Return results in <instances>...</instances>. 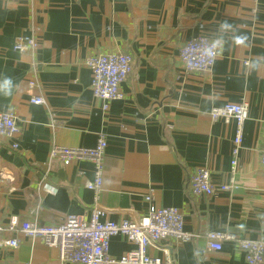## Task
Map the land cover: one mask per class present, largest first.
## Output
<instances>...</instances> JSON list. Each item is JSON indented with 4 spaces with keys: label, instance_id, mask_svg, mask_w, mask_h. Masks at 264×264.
Returning a JSON list of instances; mask_svg holds the SVG:
<instances>
[{
    "label": "crops",
    "instance_id": "1",
    "mask_svg": "<svg viewBox=\"0 0 264 264\" xmlns=\"http://www.w3.org/2000/svg\"><path fill=\"white\" fill-rule=\"evenodd\" d=\"M199 33L216 42L218 56L206 72H185L179 49ZM21 35L35 36L38 48L14 50ZM113 52L131 54L133 69L120 84L123 97L104 110L85 60ZM31 94L45 103H30ZM242 101L248 117L236 187L192 194L188 180L197 167L207 168L214 184L228 181L235 122L212 120L209 111ZM8 110L20 131L16 150L0 136V225L11 215L42 225L87 215L92 164L63 165L49 153L53 146L92 147L101 132L103 219L139 218L150 204L176 207L184 229L197 234L148 245L151 256L170 249L171 264H247L234 242L215 250L203 232L264 239V0H0V111ZM1 235L18 245L0 246V264H77L60 262L39 239ZM133 247L116 234L109 255Z\"/></svg>",
    "mask_w": 264,
    "mask_h": 264
},
{
    "label": "built area",
    "instance_id": "2",
    "mask_svg": "<svg viewBox=\"0 0 264 264\" xmlns=\"http://www.w3.org/2000/svg\"><path fill=\"white\" fill-rule=\"evenodd\" d=\"M16 51L38 48V40L33 35L18 36L12 47ZM218 56L216 42L203 33H199L183 44L179 49V59L185 72H206ZM247 64V61L244 62ZM85 64L91 72V91L95 98L102 101V108H108V102L121 99L123 93L120 84L133 69V57L126 52L93 54L86 58ZM33 86V82L29 83ZM29 102L44 104L42 95L31 94ZM212 120L232 119L235 131L230 150L231 160L228 181L214 184L205 167H197L188 180V186L194 195H213L216 191L231 190L236 187L238 152L242 142L243 126L248 117V103L226 102L214 106L209 111ZM20 131L17 115L8 110L0 111V136L12 140L10 147L17 149L15 138ZM107 142L103 133H99L92 147L53 146L50 160L58 159L63 165L73 160H87L92 164L93 177L85 180L84 185L92 194V203L88 214H67L54 225H42L36 221L21 220L17 215L9 216L5 225H0V246L17 247L16 237L3 238L2 231L21 233L30 239H39L45 246L57 250L60 262L77 264H171V258L165 251L162 257L147 253V246L157 242H188L197 234L184 229L183 214L176 207H157L150 204L145 214L139 218H127L120 221L103 219L105 210L100 204L103 185L104 155ZM260 163L264 177V150L260 152ZM48 190H52L48 186ZM150 202L151 194L145 195ZM116 234L124 236L133 249L118 258L109 255L110 237ZM209 248L220 250L222 242H234L242 251L247 264H264V239L237 237L228 231H206L202 234Z\"/></svg>",
    "mask_w": 264,
    "mask_h": 264
},
{
    "label": "water",
    "instance_id": "3",
    "mask_svg": "<svg viewBox=\"0 0 264 264\" xmlns=\"http://www.w3.org/2000/svg\"><path fill=\"white\" fill-rule=\"evenodd\" d=\"M169 257L172 259V251L169 249Z\"/></svg>",
    "mask_w": 264,
    "mask_h": 264
}]
</instances>
